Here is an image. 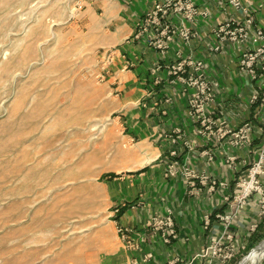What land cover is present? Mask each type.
Returning <instances> with one entry per match:
<instances>
[{
    "label": "crops",
    "instance_id": "obj_1",
    "mask_svg": "<svg viewBox=\"0 0 264 264\" xmlns=\"http://www.w3.org/2000/svg\"><path fill=\"white\" fill-rule=\"evenodd\" d=\"M154 1L81 0L73 26L80 51L101 66L96 77L108 97L106 107L116 115L114 120L130 145L126 173L115 174L106 183L111 207L119 208L110 213L111 224L129 228L133 242L128 248L118 237L122 246L118 264H205L197 254L222 234L224 223L218 216L237 208L230 228L239 248L235 260L264 241L258 196L240 208L234 202L237 182L257 160L264 142L261 112L249 102L264 87V77L253 81L239 69L241 55L251 48L249 41L227 43L219 52L211 48L217 42L214 30L229 20L242 22L249 15L255 27L264 29V0H239L238 7L227 0H186L197 14L189 20L183 12L169 13L167 23L174 38L163 51L136 38L137 24ZM179 62L186 63L185 72L175 74L172 68ZM199 62L202 67L196 70ZM189 79L213 85L212 101L204 108V116L213 124L203 126L192 116L189 100L198 87ZM245 123L251 126L250 142L235 147L228 131ZM171 138L178 139L176 145ZM173 149L179 167L175 176H167ZM229 157H234L231 164ZM184 168L194 173L193 186L182 174ZM168 210L176 238L165 244L161 233L147 224L150 217Z\"/></svg>",
    "mask_w": 264,
    "mask_h": 264
},
{
    "label": "rangeland",
    "instance_id": "obj_2",
    "mask_svg": "<svg viewBox=\"0 0 264 264\" xmlns=\"http://www.w3.org/2000/svg\"><path fill=\"white\" fill-rule=\"evenodd\" d=\"M80 1L0 0V264L121 259L106 183L130 145L79 49Z\"/></svg>",
    "mask_w": 264,
    "mask_h": 264
},
{
    "label": "built area",
    "instance_id": "obj_3",
    "mask_svg": "<svg viewBox=\"0 0 264 264\" xmlns=\"http://www.w3.org/2000/svg\"><path fill=\"white\" fill-rule=\"evenodd\" d=\"M231 5L238 7L239 0H227ZM173 11L175 14L185 13L186 19L192 20L197 14L193 5L186 0H155L153 6L144 13L137 28L136 38L146 41L148 46L156 50H165L168 44L173 40L174 33L171 31V26L167 23L169 13ZM251 28L252 31H251ZM187 33L183 32L186 38ZM213 35L216 39V45L211 48L212 52L221 51L222 47L227 43H241L244 42L251 45L250 49L246 50L239 59L240 71L249 76L253 81L264 77V29L257 28L253 25L252 18L248 15L244 21L236 22L229 20L224 24L218 26ZM185 62H179L172 68L175 74L184 73ZM202 67V63L196 64L195 69ZM158 67L154 69L157 71ZM190 85H197L198 90L191 95L189 106L192 116L199 124L206 126V124H213L211 119L204 116L205 105L212 101V87L202 81L189 79ZM251 105H257L261 112L260 126L264 131V87H260L258 91L250 96ZM251 126L245 123L236 131H228L232 136V145L235 147L246 146L250 142ZM200 134L202 131L200 130ZM177 138H171L172 144H177ZM177 149H173L169 153V161L167 162V176H175L179 167ZM211 160V158H210ZM234 162V157H229V164ZM187 183L193 184L194 173L187 168L182 170ZM264 177V142L260 148L257 160L251 165L247 173L238 180L237 187L238 194L234 198L235 205L239 208L244 206L247 200L256 195L258 196V215L264 217V184L262 178ZM192 180V181H191ZM203 183H206L205 178H201ZM216 182H213L209 190L212 191ZM193 186V185H192ZM191 186V187H192ZM119 208L114 209L117 213ZM238 209L230 211L226 214L218 216V219L224 223V229L221 235L214 238L204 249L198 254L197 258L205 260V264H227L232 261L238 253V246L236 244L235 236L230 228L236 219ZM208 223V217L206 216ZM147 227L152 229L154 233H161L162 240L165 244H169L176 238V231L172 219V212L167 211L165 215H153L149 218ZM254 229V226H253ZM116 233L120 241L128 248L133 247V242L130 238L131 230L127 227L116 226Z\"/></svg>",
    "mask_w": 264,
    "mask_h": 264
},
{
    "label": "bare ground",
    "instance_id": "obj_4",
    "mask_svg": "<svg viewBox=\"0 0 264 264\" xmlns=\"http://www.w3.org/2000/svg\"><path fill=\"white\" fill-rule=\"evenodd\" d=\"M264 258V243L254 248L240 263L241 264H259Z\"/></svg>",
    "mask_w": 264,
    "mask_h": 264
},
{
    "label": "water",
    "instance_id": "obj_5",
    "mask_svg": "<svg viewBox=\"0 0 264 264\" xmlns=\"http://www.w3.org/2000/svg\"><path fill=\"white\" fill-rule=\"evenodd\" d=\"M262 242H260L256 247H254V248H257L260 244H261Z\"/></svg>",
    "mask_w": 264,
    "mask_h": 264
},
{
    "label": "trees",
    "instance_id": "obj_6",
    "mask_svg": "<svg viewBox=\"0 0 264 264\" xmlns=\"http://www.w3.org/2000/svg\"><path fill=\"white\" fill-rule=\"evenodd\" d=\"M113 177H115V176H114V175H111V176H110V178H113Z\"/></svg>",
    "mask_w": 264,
    "mask_h": 264
}]
</instances>
